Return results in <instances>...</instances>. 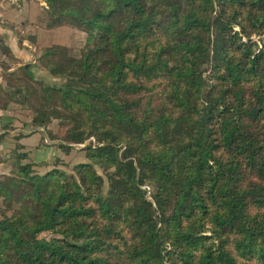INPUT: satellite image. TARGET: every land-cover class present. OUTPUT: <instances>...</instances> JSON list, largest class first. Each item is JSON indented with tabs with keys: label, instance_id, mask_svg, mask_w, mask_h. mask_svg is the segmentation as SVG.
<instances>
[{
	"label": "trees",
	"instance_id": "trees-1",
	"mask_svg": "<svg viewBox=\"0 0 264 264\" xmlns=\"http://www.w3.org/2000/svg\"><path fill=\"white\" fill-rule=\"evenodd\" d=\"M44 2L83 50L38 52L61 85L2 66L8 98L95 142L73 173L13 150L0 264H264V0Z\"/></svg>",
	"mask_w": 264,
	"mask_h": 264
},
{
	"label": "rangeland",
	"instance_id": "rangeland-1",
	"mask_svg": "<svg viewBox=\"0 0 264 264\" xmlns=\"http://www.w3.org/2000/svg\"><path fill=\"white\" fill-rule=\"evenodd\" d=\"M37 1L43 2L45 6H47L44 0ZM33 3L34 2L31 0H23V11L20 12L17 18L20 21H32L36 23V30L27 26L26 31L28 33L34 32L37 34L36 37L41 41L38 51L41 52V50L45 48H53L58 46L59 48H66V53L69 56L75 57L80 55L84 46V40L86 36L85 32L69 26H59L48 29L46 27L47 18L45 10H36ZM253 39L257 40V38ZM257 42L259 46H261V43L259 41ZM67 65H69L68 62ZM64 68H67V66L64 65ZM28 69L29 70L26 79L34 78L33 84H38L37 81H41L44 83L61 85L64 82V79L61 77H52L41 66L28 67ZM23 73L24 72H22L21 69H19L17 72V74L20 76H22ZM15 106L16 108L14 115L16 119L11 120L6 125H3V127H10L9 130H16L12 131V133H14L12 135V142L14 144L2 152L4 154L3 156L5 157V160L3 164L0 165V174L9 171L14 166L12 153L13 150H16L14 152H30V155L33 156V159L36 162L44 159H49L54 162L52 165L45 168L42 166L39 167L41 172L55 165L57 168L62 169L67 173H73L74 165L84 161V153H82L79 148L85 144L94 143L95 139L93 137H89L83 143L72 144L71 149L65 151L63 148L59 147V144L65 143L63 140V135L65 132L63 120L52 118L47 124V127H38L31 123L32 112L29 108L19 104H15ZM23 122L24 125H21ZM7 133V131H4L3 133L0 132V142L4 141V138L7 139V137H5ZM23 144H25V146ZM28 144L34 145H32V148H28ZM1 162L2 161L0 160V163ZM95 168L98 172H100L97 166H95ZM145 186V189L147 190L146 195L150 196L153 187L150 184H145Z\"/></svg>",
	"mask_w": 264,
	"mask_h": 264
},
{
	"label": "crops",
	"instance_id": "crops-1",
	"mask_svg": "<svg viewBox=\"0 0 264 264\" xmlns=\"http://www.w3.org/2000/svg\"><path fill=\"white\" fill-rule=\"evenodd\" d=\"M33 1L36 10L42 11L46 7L43 2ZM23 0H0V132L7 131L6 138L0 142V163L3 164L5 157L2 153L6 148H10L12 142V131L10 127L4 126L11 120H15V107L9 100L7 90H9V79L7 71H12L19 66L33 67L31 64L35 62V57L38 55L40 40L34 32H27V26L36 30L35 22H26L18 20L17 16L23 11ZM43 5V7H42ZM33 35L35 43L29 41V36ZM1 46H7L9 49L8 55L2 53ZM3 67H8L7 71H3ZM23 72V70H21ZM24 125V122L21 124ZM36 144V143H35ZM25 146V144H23ZM34 144H28V148H32ZM12 148V147H11ZM33 153V152H32ZM49 160V159H44ZM41 161V160H40Z\"/></svg>",
	"mask_w": 264,
	"mask_h": 264
}]
</instances>
